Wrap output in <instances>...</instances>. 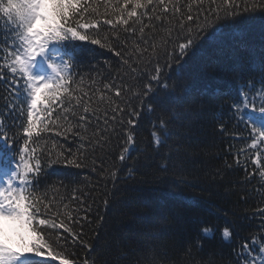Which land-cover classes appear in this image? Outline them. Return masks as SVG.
I'll list each match as a JSON object with an SVG mask.
<instances>
[{"label":"snow or ice","instance_id":"snow-or-ice-1","mask_svg":"<svg viewBox=\"0 0 264 264\" xmlns=\"http://www.w3.org/2000/svg\"><path fill=\"white\" fill-rule=\"evenodd\" d=\"M257 9L264 11V0H0V17H3L0 27L4 30L0 39V85H3L0 87V169L3 170L0 264H54L56 260L73 264L66 255L68 239L91 248L84 239L81 223L88 216L74 218L73 212L78 215V209L70 210L66 198L49 196L47 189L42 192L37 187L44 163L36 155V148L30 147L34 135L39 138L55 127L59 129L57 135L79 136L80 148L84 149L87 126L93 118L98 120L102 115L106 126L101 129L104 135L93 132L87 143L101 145V140L107 143L110 130L117 132L118 126L117 134L123 135L128 125L130 128L123 136L124 145L118 155L119 161H126L141 111L152 112L154 101L171 103L176 98L180 85L175 81L169 83L166 73L175 64L177 76L182 77L184 65L180 61L195 57L201 42L223 44L232 38V32L225 30L230 26L220 25V21L234 22L237 16ZM155 21L160 22L158 26ZM260 27L264 33V19ZM89 30L95 35H90ZM129 35L136 37L131 43L127 39ZM73 41H89L107 48L119 58V67L128 70L123 76L132 74L133 78H140L138 90L133 91L131 85H117L115 79H123L119 73L103 77L99 72L102 89L79 88L72 76L76 59ZM105 79L110 82L104 83ZM89 92H99L95 106ZM108 92H113L120 102L107 95ZM128 93L140 102L139 108L131 104ZM148 97L151 100L145 103ZM9 117L23 120L20 124L22 147L13 148L16 134L8 135ZM176 117L175 109L171 108L167 117L160 116L154 124L152 137L157 148L167 143L168 125ZM228 120L248 134L244 138L247 147L241 151L245 162L252 161L255 172H246L245 179L255 175L264 181V60L258 76L237 90ZM218 131L222 135L232 134L222 120ZM232 135L243 138L239 133ZM83 155L69 149L71 158L61 152L55 159L49 158V166L61 162L63 157L67 165L80 168L85 166L81 160ZM241 163L238 154L235 164ZM109 175L115 180V171ZM260 187L264 189V183ZM78 191H73L71 200L81 199L76 195ZM260 196L264 204V191ZM103 203L107 205L108 201L105 199ZM255 215L264 219V207L258 206ZM73 225H78L79 230H74ZM208 231L203 229L202 235L206 237ZM232 235L227 227L223 229L225 241H231ZM235 257V264H264V227L245 238ZM83 264H95V261L84 259Z\"/></svg>","mask_w":264,"mask_h":264},{"label":"trees","instance_id":"trees-1","mask_svg":"<svg viewBox=\"0 0 264 264\" xmlns=\"http://www.w3.org/2000/svg\"><path fill=\"white\" fill-rule=\"evenodd\" d=\"M208 6L206 2L204 7ZM262 19L264 11L257 9L237 16L234 22L220 21V25L230 26L225 30L232 32L231 39L223 44L201 42L195 57L180 61L184 65L182 77L177 76L173 65L166 77L170 78L169 83L175 81L180 85L176 98L171 103L154 101L152 112L141 111L126 161H119L118 155L128 125L123 135L117 134L118 126L117 132L110 130L107 143L101 140L102 146L87 143L93 132L104 135L102 115L87 126L84 149L80 148L79 136L57 135L59 129L55 127L39 138L34 135L30 147L36 148V155L48 167L40 191L47 189L49 196L66 198L70 210L78 209V215L73 212L74 218H89L81 223L84 239L91 248L71 239L65 245L67 258L73 264H83L84 259L94 260L95 264H235L240 244L264 227V219L255 215L258 206L264 207L260 196L264 191L260 184L264 181L255 175L245 179L246 172H255L252 161L245 162L241 151L247 147L244 138L248 134L228 120L237 90L252 79L242 73L254 64L260 66L264 60ZM154 23L158 26L160 22ZM89 33L95 35L91 30ZM3 36L0 27V39ZM127 39L131 43L136 37L129 35ZM72 43L76 47L72 76L79 88L102 89L99 72L103 77L119 73L123 79H115L117 85H131L133 91L138 90L140 78H133L132 74L123 76L128 70L119 67V58L107 48L89 41ZM89 94L95 106L99 92ZM107 95L117 99L113 92ZM128 99L133 106L140 107L131 93ZM148 100L151 97L145 103ZM171 108L177 117L168 125L167 143L157 148L153 143V126L160 116L167 117ZM40 115L44 116L42 110ZM221 120L228 124L229 133H239L243 138L222 135L218 131ZM22 122V118L9 117L8 135L16 134L13 148L23 145ZM69 149L74 154L84 153L81 160L85 166L67 165L63 157L61 162L49 166V158L55 159L61 152L71 158ZM238 154L242 161L239 166L235 164ZM110 171L116 172L115 180ZM75 189H79L76 195L80 200L70 199ZM105 199L107 205L103 203ZM226 227L233 234L231 241L222 238ZM73 228L79 230L78 225ZM203 229L209 230L206 237L202 235ZM54 264L61 262L56 260Z\"/></svg>","mask_w":264,"mask_h":264}]
</instances>
